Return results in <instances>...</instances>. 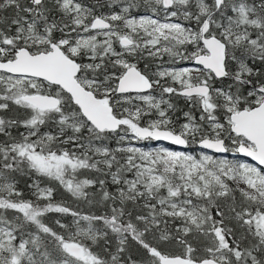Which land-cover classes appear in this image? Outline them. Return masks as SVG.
I'll return each mask as SVG.
<instances>
[{"label": "snow or ice", "instance_id": "obj_1", "mask_svg": "<svg viewBox=\"0 0 264 264\" xmlns=\"http://www.w3.org/2000/svg\"><path fill=\"white\" fill-rule=\"evenodd\" d=\"M0 264H264V0H0Z\"/></svg>", "mask_w": 264, "mask_h": 264}, {"label": "flooded vegetation", "instance_id": "obj_2", "mask_svg": "<svg viewBox=\"0 0 264 264\" xmlns=\"http://www.w3.org/2000/svg\"><path fill=\"white\" fill-rule=\"evenodd\" d=\"M165 59H166V58H165ZM140 66L143 67V64H141ZM178 104H179V106L182 107V108L186 107V106L184 105V103H183L182 100H181V101H178ZM185 110H187V109L185 108ZM149 143H151L152 148H153V147L163 146V147H167V148H170V149H173V150H178V151H179V150H185V149L178 148V147H176V146H172V145H168V144H154L153 141H152V142H149ZM194 149H196V150L199 151V149H198V148H195V147H194V148L187 149V151H190V152L194 153V152H195ZM227 158H231V159H239V160H241V161L247 162L246 160L241 159L240 157H235V158H234V157H232L231 155H228ZM247 163H249V162H247Z\"/></svg>", "mask_w": 264, "mask_h": 264}, {"label": "trees", "instance_id": "obj_3", "mask_svg": "<svg viewBox=\"0 0 264 264\" xmlns=\"http://www.w3.org/2000/svg\"><path fill=\"white\" fill-rule=\"evenodd\" d=\"M184 108H186V107H184ZM140 146L144 147L146 150L149 149V148H152L151 143H149V142H147V141H146V142H141ZM194 151H195L194 154L198 152V150H196V149H194ZM20 187H23V184H21ZM84 210L87 211L86 208H85ZM55 215H56V214H53V217H55ZM70 219H71L70 217H66V218H64L65 222H67V221L70 220ZM53 226H55V225L53 224ZM131 243H132L133 245L135 244V242H131ZM135 247L138 248L139 246L136 245ZM133 250H135V249H133Z\"/></svg>", "mask_w": 264, "mask_h": 264}, {"label": "water", "instance_id": "obj_4", "mask_svg": "<svg viewBox=\"0 0 264 264\" xmlns=\"http://www.w3.org/2000/svg\"><path fill=\"white\" fill-rule=\"evenodd\" d=\"M153 142L154 144H168L167 142H163V141H160V142L153 141ZM168 145H171V144H168ZM172 146H176V145H172ZM176 147L180 148L179 146H176ZM240 158L246 160L250 164H255V162L252 161L250 158H246V157H240Z\"/></svg>", "mask_w": 264, "mask_h": 264}, {"label": "rangeland", "instance_id": "obj_5", "mask_svg": "<svg viewBox=\"0 0 264 264\" xmlns=\"http://www.w3.org/2000/svg\"><path fill=\"white\" fill-rule=\"evenodd\" d=\"M154 148V147H153ZM228 159H231V158H228Z\"/></svg>", "mask_w": 264, "mask_h": 264}]
</instances>
